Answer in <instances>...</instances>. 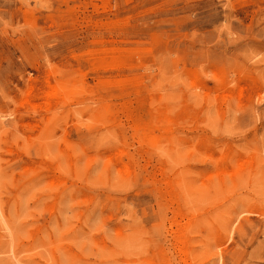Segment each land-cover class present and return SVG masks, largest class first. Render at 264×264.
Returning <instances> with one entry per match:
<instances>
[{
	"label": "rangeland",
	"instance_id": "rangeland-1",
	"mask_svg": "<svg viewBox=\"0 0 264 264\" xmlns=\"http://www.w3.org/2000/svg\"><path fill=\"white\" fill-rule=\"evenodd\" d=\"M0 264H264V0H0Z\"/></svg>",
	"mask_w": 264,
	"mask_h": 264
},
{
	"label": "bare ground",
	"instance_id": "bare-ground-1",
	"mask_svg": "<svg viewBox=\"0 0 264 264\" xmlns=\"http://www.w3.org/2000/svg\"><path fill=\"white\" fill-rule=\"evenodd\" d=\"M107 93V92H106Z\"/></svg>",
	"mask_w": 264,
	"mask_h": 264
}]
</instances>
